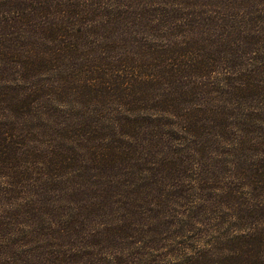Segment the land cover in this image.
<instances>
[{"label":"trees","instance_id":"trees-1","mask_svg":"<svg viewBox=\"0 0 264 264\" xmlns=\"http://www.w3.org/2000/svg\"><path fill=\"white\" fill-rule=\"evenodd\" d=\"M103 250L264 264V0H0V264Z\"/></svg>","mask_w":264,"mask_h":264},{"label":"rangeland","instance_id":"rangeland-1","mask_svg":"<svg viewBox=\"0 0 264 264\" xmlns=\"http://www.w3.org/2000/svg\"><path fill=\"white\" fill-rule=\"evenodd\" d=\"M45 140H47L46 137H45ZM38 177L43 178V175L41 173H39ZM118 178H121L118 180V182H121L124 180L123 186H129V183H128L129 181H132L135 179L141 180L138 177H126L124 175H120V176H118ZM41 189L43 190V184L41 185ZM45 193H48V192H45ZM25 194H28V193L26 192ZM48 194H52V193H48ZM186 216H187V212L184 213V217H183L184 222H181L179 224L176 223V221H173V222L169 223L168 227L166 225L165 226L163 225V226H160L158 228H150L148 230V233L145 235V238H144V242L147 245L142 246L143 251L145 253L151 254L152 256H165V257H167L170 254L169 247L173 246V244L175 242L181 243L183 241L182 235H187V234H183L182 232H186V231L192 229L191 226L186 227V228L177 227L179 225L180 226L183 225L184 223H186L188 225H192L190 223L185 222ZM173 235L175 236V238H173ZM156 249H158V251ZM106 253L107 252H105L104 250L102 252L97 251V254H98V256L96 257L97 260H94V262H97L96 264H111V260H110L109 256L105 257ZM121 262H123L124 264H135L133 262V260H130V258L128 256L124 259H121ZM119 263L120 262H118L117 264H119ZM136 263H139V261H137Z\"/></svg>","mask_w":264,"mask_h":264}]
</instances>
